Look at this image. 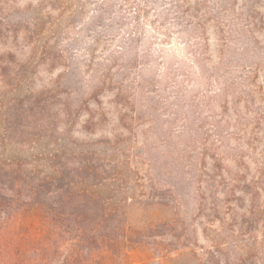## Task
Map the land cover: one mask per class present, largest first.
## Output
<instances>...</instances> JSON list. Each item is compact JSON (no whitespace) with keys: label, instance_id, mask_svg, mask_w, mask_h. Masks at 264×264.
Returning a JSON list of instances; mask_svg holds the SVG:
<instances>
[{"label":"rangeland","instance_id":"obj_1","mask_svg":"<svg viewBox=\"0 0 264 264\" xmlns=\"http://www.w3.org/2000/svg\"><path fill=\"white\" fill-rule=\"evenodd\" d=\"M68 193L89 264H264V0H0V244Z\"/></svg>","mask_w":264,"mask_h":264},{"label":"trees","instance_id":"obj_2","mask_svg":"<svg viewBox=\"0 0 264 264\" xmlns=\"http://www.w3.org/2000/svg\"><path fill=\"white\" fill-rule=\"evenodd\" d=\"M12 193L13 191L8 197L6 194L1 196L2 202L7 203V206L10 205ZM55 197L60 200H57L50 213L58 225L56 240L45 245L43 249L27 253H15L8 246L0 244V264H89L90 252L95 247H100L105 238L110 241H115L117 237L126 239L129 229L124 225L112 227L108 222L113 211L95 209L88 205L83 208L73 206V203L84 197H92L80 193H68L64 196L57 194ZM6 225L0 226V236L4 233ZM103 228L110 229L109 234L102 236ZM70 236L72 239H68Z\"/></svg>","mask_w":264,"mask_h":264}]
</instances>
